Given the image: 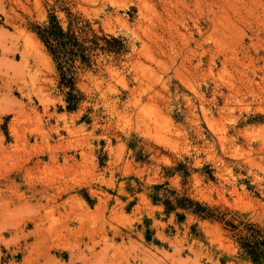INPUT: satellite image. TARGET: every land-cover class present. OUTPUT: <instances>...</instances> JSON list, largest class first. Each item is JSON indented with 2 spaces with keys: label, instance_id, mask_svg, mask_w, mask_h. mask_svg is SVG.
<instances>
[{
  "label": "rangeland",
  "instance_id": "1",
  "mask_svg": "<svg viewBox=\"0 0 264 264\" xmlns=\"http://www.w3.org/2000/svg\"><path fill=\"white\" fill-rule=\"evenodd\" d=\"M51 15L98 43L72 110ZM238 231L264 238V0H0V264H255Z\"/></svg>",
  "mask_w": 264,
  "mask_h": 264
},
{
  "label": "trees",
  "instance_id": "2",
  "mask_svg": "<svg viewBox=\"0 0 264 264\" xmlns=\"http://www.w3.org/2000/svg\"><path fill=\"white\" fill-rule=\"evenodd\" d=\"M72 21H69L66 28H63L55 16L51 15L45 25L37 27L36 34L42 41L47 51L52 57L55 63L56 69L59 72L60 80L59 86L64 92V100L67 103V109L72 110L76 108L78 103V91L75 87V70L74 63L79 61L80 64L89 65L91 50L98 46L96 37L87 39L82 35L85 31H82L80 27L75 29ZM91 42V44H86ZM104 49V48H102ZM196 206L193 209V213L203 218H213L214 215L210 213V210L199 203H194ZM230 230H236V226L232 223H227ZM236 237L237 242L245 253L252 259L255 264H259L264 256V238L261 240L257 235L245 236L241 234V231L233 234Z\"/></svg>",
  "mask_w": 264,
  "mask_h": 264
}]
</instances>
